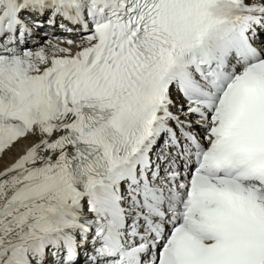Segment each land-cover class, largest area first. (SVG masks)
I'll list each match as a JSON object with an SVG mask.
<instances>
[{"label": "snow or ice", "instance_id": "snow-or-ice-1", "mask_svg": "<svg viewBox=\"0 0 264 264\" xmlns=\"http://www.w3.org/2000/svg\"><path fill=\"white\" fill-rule=\"evenodd\" d=\"M29 138L0 264H264V0H0V160Z\"/></svg>", "mask_w": 264, "mask_h": 264}, {"label": "bare ground", "instance_id": "bare-ground-1", "mask_svg": "<svg viewBox=\"0 0 264 264\" xmlns=\"http://www.w3.org/2000/svg\"><path fill=\"white\" fill-rule=\"evenodd\" d=\"M32 139H34V138H29V140L21 141L20 144H18L13 149H11V151L5 152L3 154L2 160H0V168L5 166L6 164L10 163L12 158L19 154L20 148L23 147L24 145L29 144Z\"/></svg>", "mask_w": 264, "mask_h": 264}, {"label": "rangeland", "instance_id": "rangeland-1", "mask_svg": "<svg viewBox=\"0 0 264 264\" xmlns=\"http://www.w3.org/2000/svg\"><path fill=\"white\" fill-rule=\"evenodd\" d=\"M41 43H43V40L41 41Z\"/></svg>", "mask_w": 264, "mask_h": 264}]
</instances>
